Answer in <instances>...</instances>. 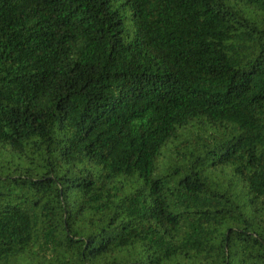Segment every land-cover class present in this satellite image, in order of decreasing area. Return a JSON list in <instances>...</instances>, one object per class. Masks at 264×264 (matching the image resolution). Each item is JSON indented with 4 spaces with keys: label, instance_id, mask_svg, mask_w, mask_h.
Wrapping results in <instances>:
<instances>
[{
    "label": "trees",
    "instance_id": "16d2710c",
    "mask_svg": "<svg viewBox=\"0 0 264 264\" xmlns=\"http://www.w3.org/2000/svg\"><path fill=\"white\" fill-rule=\"evenodd\" d=\"M0 264H264V0H0Z\"/></svg>",
    "mask_w": 264,
    "mask_h": 264
}]
</instances>
